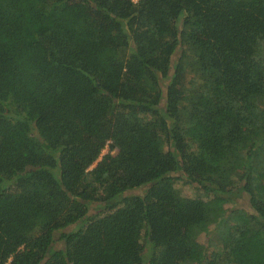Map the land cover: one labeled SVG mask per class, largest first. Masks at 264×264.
Instances as JSON below:
<instances>
[{
    "label": "trees",
    "instance_id": "16d2710c",
    "mask_svg": "<svg viewBox=\"0 0 264 264\" xmlns=\"http://www.w3.org/2000/svg\"><path fill=\"white\" fill-rule=\"evenodd\" d=\"M0 264H264V0H0Z\"/></svg>",
    "mask_w": 264,
    "mask_h": 264
},
{
    "label": "rangeland",
    "instance_id": "374dc122",
    "mask_svg": "<svg viewBox=\"0 0 264 264\" xmlns=\"http://www.w3.org/2000/svg\"><path fill=\"white\" fill-rule=\"evenodd\" d=\"M188 79H192L194 80L193 83L188 84L187 86L190 87L193 85V88H198L199 84L197 79L190 74V77ZM107 149L104 150L103 153H106ZM180 176V174H176V177ZM174 184V188L176 189L177 193L184 198H198L200 196L203 195L202 192H200L199 190H197L194 186L188 185L184 182V180L180 179V178H176L173 182ZM225 208L227 210L230 209H235V208H242L245 210L250 211L249 206H248V202L244 197H238L235 201V203L233 204H227L225 206ZM90 212H95V213H100V211H98L97 206L92 207V209H90ZM209 230H211V227L209 228ZM199 241L204 243L206 242V235L204 234H200V236L198 237Z\"/></svg>",
    "mask_w": 264,
    "mask_h": 264
},
{
    "label": "built area",
    "instance_id": "2783aa9c",
    "mask_svg": "<svg viewBox=\"0 0 264 264\" xmlns=\"http://www.w3.org/2000/svg\"><path fill=\"white\" fill-rule=\"evenodd\" d=\"M134 3H136L138 0H132Z\"/></svg>",
    "mask_w": 264,
    "mask_h": 264
}]
</instances>
